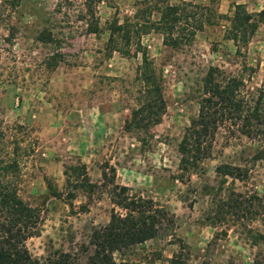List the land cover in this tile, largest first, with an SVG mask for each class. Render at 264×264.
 Instances as JSON below:
<instances>
[{
  "label": "rangeland",
  "instance_id": "1",
  "mask_svg": "<svg viewBox=\"0 0 264 264\" xmlns=\"http://www.w3.org/2000/svg\"><path fill=\"white\" fill-rule=\"evenodd\" d=\"M153 1L0 0V132L6 152L14 143L26 150L16 158V187L39 213L36 233L23 241L39 264L58 254H67L70 264H85L92 232L107 225L111 214L123 218L128 200L149 206L145 214L156 217V236L113 252L116 264H169L174 255L187 264L264 260V242L253 245L250 237L264 235L257 215L264 204V160L254 156L260 142L220 126L208 155L185 174L178 170L177 152L197 114L208 67L240 80L245 99L260 92L264 110V24L237 52L225 37L235 5L253 14L264 0H166L182 18L183 30L172 36L190 38L178 47L163 46L152 27L159 16ZM86 4L90 16H84ZM142 11L150 13L144 19L149 29L133 38L131 28L126 53L104 51L110 24L134 22ZM198 21L202 27L191 37ZM88 22L96 26L94 34L85 32ZM45 30L60 40L56 53L62 54L50 67L48 46L35 41ZM142 57L163 78L165 111L147 131H126L137 107L133 78ZM75 166H83L84 174L76 178L66 170L65 185L63 171ZM48 186L59 196L52 197Z\"/></svg>",
  "mask_w": 264,
  "mask_h": 264
},
{
  "label": "trees",
  "instance_id": "2",
  "mask_svg": "<svg viewBox=\"0 0 264 264\" xmlns=\"http://www.w3.org/2000/svg\"><path fill=\"white\" fill-rule=\"evenodd\" d=\"M141 3L147 4L149 1ZM151 4L152 8L156 5L158 8L159 16L152 27L162 35L163 46L178 47L182 42L190 39L185 34L172 36L175 30L176 35L180 29L183 30L182 27L180 29L178 27L182 18L176 6H168L166 0H154ZM196 9L203 10L204 7L198 6ZM85 11L87 14L84 16H90L93 13L90 4H86ZM142 14L135 16L134 22L125 20L123 24L117 25L115 22L110 24L104 51L126 53V47L130 43L131 28L136 29L132 32L133 38H136V34L149 29L147 25L149 21L145 22L144 19H147L145 15L149 16L150 13L142 11ZM226 20L228 27L225 37L233 43L237 52L251 39L257 24H264V6L260 11L250 14L241 5H235L231 17H226ZM90 23L86 25L85 32L94 34L96 26L92 27ZM201 27L200 21L194 23L192 31L189 32L191 37L194 31L200 30ZM41 32L40 36L35 37V41L48 46L45 64L50 67L62 59V54L56 53L60 40L52 36L48 30ZM135 72L138 74L133 78V83L137 85L135 87L137 107L130 111L129 119L125 121L123 128L126 131L145 132L159 124L164 114L163 78L155 72L151 62L145 57H142ZM201 82L197 114L189 120L177 145L178 170L185 174L196 169L198 162L208 155L210 140L220 126L234 127L239 135L260 142L261 146L254 156L257 160H264V110L260 105L262 94L259 92L255 100L250 96L249 100L245 99L240 94L242 82L236 78L227 77L216 67H208ZM6 143L0 132V153L5 155V158L0 156V264H39L31 259L23 246V241L36 233L40 223L39 213L18 197L16 187L18 180L16 158L22 151L26 153V150L14 143L11 145L10 153L6 152ZM225 168L237 172L236 168ZM83 169V166L66 167L63 171L66 177L65 185L69 184L66 170L71 171L70 174L78 178L84 174ZM124 189L118 188L119 191ZM48 191L52 197L59 196L50 186ZM126 202V206L123 207L126 214L123 218L111 214L107 225L92 232L88 242L92 250L85 264H116L112 261L113 252H119L156 236L153 225L157 219L154 215L145 214L149 206L144 201L128 200ZM259 209L257 215L264 220V204H260ZM244 210L251 219L253 210L251 211L249 206H246ZM134 213L136 215H133ZM250 237L253 245L264 242L263 234H254ZM71 261L67 254H58L56 259H45L43 264H70ZM169 264L187 263L181 255H174L169 259ZM256 264H264V260Z\"/></svg>",
  "mask_w": 264,
  "mask_h": 264
}]
</instances>
